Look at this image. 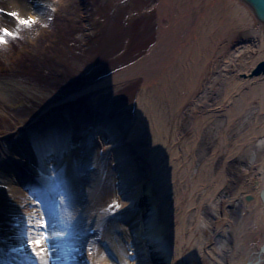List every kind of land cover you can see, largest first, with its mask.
I'll list each match as a JSON object with an SVG mask.
<instances>
[{"label":"bare ground","instance_id":"6f19581e","mask_svg":"<svg viewBox=\"0 0 264 264\" xmlns=\"http://www.w3.org/2000/svg\"><path fill=\"white\" fill-rule=\"evenodd\" d=\"M46 2L0 0V28L10 10L41 15ZM158 3V39L147 55L100 84L156 81L157 125L170 84L195 87L192 110L200 106L206 126L199 154L193 149L180 170L165 167L154 142L147 162L135 147L139 133L110 117L25 128L12 145L2 142L0 264H264V20L247 0ZM14 83L0 79L6 92ZM95 148L104 155L100 176ZM41 218L49 233L55 226L67 235L38 259L25 233Z\"/></svg>","mask_w":264,"mask_h":264},{"label":"rangeland","instance_id":"374dc122","mask_svg":"<svg viewBox=\"0 0 264 264\" xmlns=\"http://www.w3.org/2000/svg\"><path fill=\"white\" fill-rule=\"evenodd\" d=\"M158 2L47 0L41 15L29 13L23 17L17 10H10L8 17L12 19L5 27L15 33V38L7 37V43H0V79L15 82V88L6 92L0 87V159L5 156L2 142L12 145L25 128L37 130L62 121L71 125L80 119L97 123L104 117L139 133L135 147L147 162L154 142L164 151L160 161L165 167L171 161L180 170L193 158V149L199 154L206 126L200 106L192 110L195 87L192 91H174L175 84L171 83L172 100L168 91L159 96L162 116L156 117L161 121L157 125L151 124L155 110L150 103L156 81L146 85L144 76L139 75L119 83L100 84L145 57L157 41ZM11 12L34 23L20 25L9 15ZM2 14L0 11V25L4 23ZM238 118H232L231 124ZM225 119L229 124L230 119ZM94 150L99 152L98 148ZM103 157V153L96 154V175L105 163ZM109 165L111 175L106 187L113 193L114 166L111 162ZM108 223L106 220L102 225L103 233ZM92 224L85 225V233Z\"/></svg>","mask_w":264,"mask_h":264},{"label":"snow or ice","instance_id":"6c2138e0","mask_svg":"<svg viewBox=\"0 0 264 264\" xmlns=\"http://www.w3.org/2000/svg\"><path fill=\"white\" fill-rule=\"evenodd\" d=\"M9 15L13 16L16 22L20 25L30 26L34 23V21L28 18L21 19L19 14L16 12H11ZM7 37L15 38V33L6 27L0 28V43H7ZM48 229L49 224L46 219L41 218V220L36 224L28 222V231L25 233L27 236V244L38 259L43 256H50V249L56 247L55 242L67 235L66 232L57 231L55 226L52 227L51 233H49ZM32 231H37L40 234L33 238L30 235ZM40 264H49V261L47 259H40Z\"/></svg>","mask_w":264,"mask_h":264},{"label":"water","instance_id":"95a60500","mask_svg":"<svg viewBox=\"0 0 264 264\" xmlns=\"http://www.w3.org/2000/svg\"><path fill=\"white\" fill-rule=\"evenodd\" d=\"M255 8L258 16L264 20V0H247Z\"/></svg>","mask_w":264,"mask_h":264}]
</instances>
